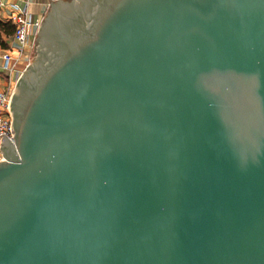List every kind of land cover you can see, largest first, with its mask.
I'll use <instances>...</instances> for the list:
<instances>
[{
	"label": "water",
	"instance_id": "water-1",
	"mask_svg": "<svg viewBox=\"0 0 264 264\" xmlns=\"http://www.w3.org/2000/svg\"><path fill=\"white\" fill-rule=\"evenodd\" d=\"M49 2L0 264H264V0Z\"/></svg>",
	"mask_w": 264,
	"mask_h": 264
},
{
	"label": "crops",
	"instance_id": "crops-1",
	"mask_svg": "<svg viewBox=\"0 0 264 264\" xmlns=\"http://www.w3.org/2000/svg\"><path fill=\"white\" fill-rule=\"evenodd\" d=\"M57 1V0H51ZM4 8L0 10V20L2 22H9L10 17L15 13L10 7L11 4L19 6L25 5L31 17V27L27 31V47L23 53H18L16 45L10 44L8 41V49L12 55L11 71L0 72V90H14L15 84L23 70L30 63L28 53L31 45L35 43L36 32L50 6L49 0H3Z\"/></svg>",
	"mask_w": 264,
	"mask_h": 264
},
{
	"label": "built area",
	"instance_id": "built-area-1",
	"mask_svg": "<svg viewBox=\"0 0 264 264\" xmlns=\"http://www.w3.org/2000/svg\"><path fill=\"white\" fill-rule=\"evenodd\" d=\"M3 0H0V10L4 8ZM14 14L10 17L9 22L15 27V33L11 37L10 44L18 48V53H23L27 47V31L31 27V17L25 5L19 6L11 4ZM12 55L9 50H0V72L11 71ZM14 90H0V146L3 135L13 142V131L11 129L12 117L10 112V101ZM2 160L0 152V161Z\"/></svg>",
	"mask_w": 264,
	"mask_h": 264
},
{
	"label": "trees",
	"instance_id": "trees-1",
	"mask_svg": "<svg viewBox=\"0 0 264 264\" xmlns=\"http://www.w3.org/2000/svg\"><path fill=\"white\" fill-rule=\"evenodd\" d=\"M15 33V27L10 22L0 20V50L8 49V41Z\"/></svg>",
	"mask_w": 264,
	"mask_h": 264
},
{
	"label": "rangeland",
	"instance_id": "rangeland-1",
	"mask_svg": "<svg viewBox=\"0 0 264 264\" xmlns=\"http://www.w3.org/2000/svg\"><path fill=\"white\" fill-rule=\"evenodd\" d=\"M33 48H34V45H31V49H30V51L28 53V57H29L28 59H29L30 62H31V58H32Z\"/></svg>",
	"mask_w": 264,
	"mask_h": 264
}]
</instances>
